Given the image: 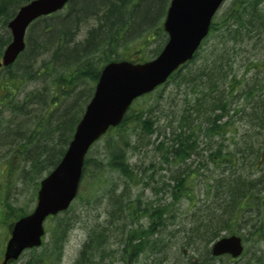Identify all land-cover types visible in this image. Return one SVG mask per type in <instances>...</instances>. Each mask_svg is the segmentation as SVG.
<instances>
[{
  "label": "rangeland",
  "instance_id": "374dc122",
  "mask_svg": "<svg viewBox=\"0 0 264 264\" xmlns=\"http://www.w3.org/2000/svg\"><path fill=\"white\" fill-rule=\"evenodd\" d=\"M75 1L72 0L60 13L42 19L27 32V50L15 63V72L19 67L23 72L24 67H38L52 62L51 69L55 64L59 74L62 73L67 66L81 61L91 32L97 36H110L119 32L117 38L102 47L113 58L124 56L151 59L167 41L168 34L163 27L172 0H159L160 8L156 11L159 13L145 21L142 17L143 10L148 14L149 11L145 8L148 5L151 7L153 0H100L99 5L93 8L86 5L85 0L78 3ZM149 1L150 4H147ZM252 2L253 0H227L218 16L241 3L249 5ZM259 2L260 9L264 10V0ZM74 7L81 17L75 15L69 18L71 27L67 23L66 28L62 18L70 17ZM138 7L141 12L137 11ZM262 14L264 16V11ZM139 22L141 25L137 26ZM59 27L64 31V43L54 39L53 32L59 30ZM5 35H10L11 39L7 30H3V36ZM93 47L88 49L86 55L97 50H91ZM4 50L5 48L3 52ZM104 64L95 63V66L102 69ZM231 64L234 73H238L240 77L245 76L246 85L251 86V82L257 81L262 85L256 95L258 108L239 99L238 108H243L244 111H237L233 106L222 119L223 122L230 119L236 123V127L230 130L225 139L216 137L213 140L215 144L224 143L229 145V150L235 151L236 148L243 147L242 142L246 138L250 143V150L246 156L241 153L237 155V166H216L208 162L207 151L213 142L206 135L205 126L208 120L221 113L217 111L214 116H206V110L195 105L197 98L204 92L200 83L190 86L188 79L172 78L152 94L140 98L134 106L137 112L128 123L119 132L114 131L93 147L77 200L67 212L47 221L49 232L43 246L25 251L13 264H38L36 260L47 253L50 257L46 264H264V200H258L264 197V36H257L253 43L245 42L232 57ZM6 78L7 73L0 71V81H5ZM96 82L90 75H86L75 81L73 94H70L68 88H64L63 94H59L61 90L52 85L50 76H33L17 97L23 101L27 95L33 96L32 106L28 109L34 114L33 119L20 114L9 116L8 111L4 110L2 119L7 124L3 128L9 125V117L16 122L10 124L13 129H17L21 120L29 122L21 130H14L17 137L10 142L2 139V132L0 133V264L4 260L10 238L8 227L25 210L28 213L33 211L40 181L51 170H42L38 176L32 175L29 178V171L32 172L34 166L33 160L30 159L31 163H28L27 153L34 147H15L16 141H23L24 137L21 135L24 130H34L42 116L46 118V126L47 122H51V127H56L59 119H65V115L78 112L81 117L93 96ZM143 113L148 115L143 116V121H150L151 128L140 125L138 117ZM253 113L261 114L262 119H253ZM46 126L40 125L37 128L42 142L46 140L43 137ZM121 132L124 133L119 136ZM182 132L187 133L198 149L186 163L178 166L177 161L170 159L168 151ZM59 137L58 134L47 145L62 150ZM233 141L237 143L234 144ZM238 141L241 143L238 144ZM112 143L116 146L125 145L124 159L128 162L132 181L127 180L118 168L111 166L109 149ZM40 144L42 145L41 141ZM47 156L48 153L45 156L42 154L38 162L44 163ZM261 156L262 159L258 160ZM6 164L8 167L3 176L2 170ZM22 165L23 169H28V174L22 175L21 170L17 171ZM7 170L17 171L16 182L9 187L4 186ZM189 170L195 172L198 178L193 201L184 198L176 202L172 199V193L175 192L177 178L184 172L189 173ZM234 171L237 175L241 174L245 182H261L262 185L259 186V191L247 193L248 186L245 183L244 194L248 200L244 199L241 203L245 208L236 210L232 215L234 202L228 198L227 190L221 185L219 189H211L209 186L213 185L214 178L225 182L229 173ZM208 189H211L210 193ZM156 211L161 213L159 226L148 215V212ZM230 219L236 220L231 223V227L243 239L244 254L240 259H232L230 256L213 259L209 255L213 242L232 234L227 227L221 225L223 221L230 223ZM58 227L61 242L58 250H54V232ZM139 237L144 241L140 248L144 251L140 252L137 248L132 253V243H137L136 239ZM155 239L159 240V247L150 244Z\"/></svg>",
  "mask_w": 264,
  "mask_h": 264
},
{
  "label": "trees",
  "instance_id": "16d2710c",
  "mask_svg": "<svg viewBox=\"0 0 264 264\" xmlns=\"http://www.w3.org/2000/svg\"><path fill=\"white\" fill-rule=\"evenodd\" d=\"M31 0H0V56L3 53V49L6 47V45L10 42V35L5 37L3 36V30H7L8 22L15 16L17 10L20 6L30 2ZM81 0H76L75 2L78 3ZM260 0H255L252 4H244L241 3L237 7H233L232 10L226 11L222 17L221 20L218 22V24H215L214 29L221 27L223 28L222 35L220 36V43L215 46L214 50L212 51V56L205 57L203 54L202 58L200 59L201 64L197 67L196 61H193L191 64L193 66H190L186 72L180 73L179 77L181 79H184L187 81L189 80L190 86L192 84H199L200 87L204 89V92L202 95L197 98V102L195 105L200 106L206 110L204 111V114L206 116H214L217 111H219L221 114L216 115L214 119L208 120L206 126H205V132L206 135L209 137L210 141L213 142L216 137L222 139H225L227 134L230 132V130L234 127H236L235 122H231L230 119H228L226 122H223V118L226 114H229L230 109L235 105V108H237L239 99L245 100V102H253L255 101L256 95L258 94L259 90V84L253 83L252 86L244 85V78L240 77L237 73L233 72V64H231V59L234 56L235 53L238 52V47L242 45L245 42H254L256 36H264V16H263V9H260ZM85 4H89L92 8L95 7L97 4L99 5L100 0H85ZM150 4V1L147 3ZM160 1L159 0H153L151 7L149 5L145 8L148 12L145 13L143 10L142 17L144 18V21L146 19H151L153 16L155 17L157 13L156 11H159L160 8ZM157 5V6H156ZM137 8V11L141 12ZM156 8V9H155ZM76 8L72 10L73 14L70 15V17H63L62 22H64V25L66 28H68L66 25L69 24L68 20L72 16L81 17V14H77ZM136 11V12H137ZM150 13V14H149ZM260 13V14H259ZM141 25V22L137 23V26ZM69 27L70 24H69ZM63 28L59 27V30L53 32L54 39L57 40L59 43H64V31ZM8 32V30H7ZM118 34L110 35V36H104L99 35L97 36L94 34V32L90 33V38L87 42V50L83 51L85 52L81 56V61L76 65H70L67 66L62 73L59 74V71L57 70V67L55 64L53 65L51 69L52 62L50 64L46 65V63H43L42 66L35 67V65H31L30 68L24 67L23 72H21V68L19 67L17 72H15L16 68L14 65L12 67H9L8 69H5V73H7V78L5 81L0 82V133L2 132V139H6L10 142V140H15L17 133H14L16 130H21L23 127H25L28 124V120H21L19 121L20 125L17 126V129H13L10 124H16L14 120H12L11 117H9V125L4 127V124H7L2 119V115L4 114V110L8 111L9 116H17L20 114L22 117H30L32 120L34 117V114H31L30 106L33 103L32 95H27L23 101L19 100L18 94L22 88V85H24L27 81H30L33 76L42 77L44 76H50L51 82L53 86L57 87V90H61L59 94H63L64 88H68L70 94H73V88L75 85V81L78 79L85 78L86 75H90L93 80H97L100 74V68L95 66V63H107L109 61L113 60V57L108 55L102 47L105 45V43H108V41L113 40L118 37ZM4 40V41H3ZM98 40L93 49L96 50L90 55H86L88 53V49L91 48V45ZM107 45V44H106ZM105 45V46H106ZM255 45L253 46V48ZM101 49V50H100ZM90 50V51H91ZM89 51V52H90ZM25 54V53H24ZM200 55V57H201ZM118 57L114 58L117 59ZM199 61V59H198ZM17 64V63H16ZM15 64V65H16ZM69 68V69H67ZM32 75H31V72ZM54 71V72H53ZM30 72V73H28ZM86 73V74H85ZM68 84V86H67ZM55 87V88H56ZM236 93V95H235ZM58 95V94H57ZM56 95V97H57ZM238 95V96H237ZM62 96V95H61ZM258 108V107H256ZM237 111L243 112L244 109L237 108ZM32 115V116H31ZM253 119L261 120L262 117L261 114H254ZM79 113L76 112L74 115H65V119L61 120L59 119L58 125L56 127H51V122H47L46 126V118L42 116L38 121V124L35 126L34 130H27L25 129L21 137H24L23 141L19 143V140H17V145L15 147L24 149L27 148V146H33L34 148H30V151L27 156L28 163L31 160H33V170L30 172L29 178L32 175L38 176L39 172L42 170H46L47 172L50 169H53L56 167V165L59 163L60 159L62 158L65 149L67 147V144L69 143L70 139L72 138L75 126L79 120ZM148 116V115H147ZM19 118V117H18ZM130 120L129 115L126 116L124 124L126 125L128 121ZM13 121V122H12ZM139 121L141 122L142 126L144 128H151V122L150 121H142L140 118ZM46 126V133L43 132V137H46V142H42L41 133L39 134L40 130H37L38 126ZM262 127H264V120L262 122ZM20 127V128H19ZM19 128V129H18ZM183 126L181 129L183 130ZM15 130V131H14ZM120 131V130H119ZM121 132L119 136H122ZM15 134V137H13ZM59 134V142L63 145L62 150H58V148L52 145H47V142L54 140V138ZM113 134V133H112ZM186 132H182L181 135L178 136V139L174 141L169 147L168 156L170 159H174L177 161L178 166L183 165V163H186L188 158H190L194 153L196 149H198L197 144L193 141H191L190 137L186 135ZM20 137V138H21ZM40 141L42 145L40 144ZM243 147L236 148L235 151L229 150L228 146L224 143L216 144L213 142L211 145V148L208 149V162L213 165H230V166H236L238 165V159L237 155L241 153L243 156H246L248 151L250 150V143L244 138ZM38 143V145H37ZM234 144L237 142L233 141ZM241 143V141H238V144ZM237 144V146H238ZM241 144V145H242ZM37 145V146H36ZM114 147V149H113ZM116 150L120 152H115ZM211 150V151H210ZM125 152V145H114L112 143L110 145L109 154H110V164L112 167L118 168V170H121L125 178L127 180L132 181L128 168V162L124 159V153ZM48 153L47 159L44 163L38 162L42 158V154L45 156ZM21 154L23 155V150L21 151ZM261 157H258V160H261ZM172 162H175V161ZM44 164V165H43ZM24 165V164H23ZM18 168L17 171L21 170L22 175L28 174V169L24 167ZM87 165V164H86ZM91 166V165H90ZM8 167V164L5 165V168L2 170L3 176L6 173V169ZM15 170H7V181L4 184V186H13L16 182V173ZM195 173V172H194ZM193 172L189 170L187 172H184L183 175L179 176L177 178V184L174 187L175 192L172 193V199H174L176 202H180L181 199H187L190 202L193 201V195L195 192L196 187V181L198 178ZM28 178V179H29ZM213 185L209 186L211 189H219V186L224 188L226 192H228V198L230 197L231 202H234V205H232L233 213L236 210H243L245 208V205L241 204L242 201L245 199L248 200V197L244 194L246 191L245 183L248 187L252 181L245 182L242 179V175H237L236 171L229 173L228 177L225 178V182H222L219 178L212 179ZM1 185V182H0ZM211 189H208V193L211 192ZM257 197V196H256ZM233 198V199H231ZM258 198V197H257ZM3 199V197H2ZM1 199V200H2ZM258 200L263 201V198H258ZM231 206V205H230ZM22 210H25L22 209ZM16 218L17 220L28 214V212L25 210V212L21 213ZM227 214V213H224ZM151 220L153 222L159 223L161 213L158 211L149 213ZM158 215V216H157ZM160 215V216H159ZM176 214L174 213V216ZM235 219H230V223L223 221L221 222V225L223 227H227L226 229H229L232 234H236V232L232 229L231 223H235ZM155 223V224H156ZM160 224V223H159ZM11 226H9V230L11 229ZM153 229V227H151ZM59 227L56 228V232L54 235V250H58L61 242V236L58 234L57 231H59ZM141 235L140 237H143ZM137 238V243H132V253L139 248V251L142 252L144 249H140L143 245L144 241L142 238ZM150 244L153 247H159V242H150ZM89 251V250H88ZM211 253L209 252V255ZM211 256V255H210ZM50 257L48 256V253L44 256H41L36 260V263L38 264H46L47 259ZM212 257V256H211ZM213 258V257H212ZM214 259V258H213Z\"/></svg>",
  "mask_w": 264,
  "mask_h": 264
},
{
  "label": "water",
  "instance_id": "95a60500",
  "mask_svg": "<svg viewBox=\"0 0 264 264\" xmlns=\"http://www.w3.org/2000/svg\"><path fill=\"white\" fill-rule=\"evenodd\" d=\"M68 1L34 0L20 9L9 24L13 42L5 51V66L14 63L24 51L29 25L39 17L62 9ZM223 1L173 0L166 21V30L171 39L159 57L144 65L122 62L106 67L95 97L88 106L67 153L54 172L42 182L37 208L15 224L3 264L17 260L25 249L42 244L45 219L66 210L78 193L84 157L90 146L111 126L121 123L135 98L166 82L180 64L193 58L201 40L208 35L211 19ZM243 249L241 239L231 236L217 242L213 254L220 256L227 253L239 257L243 254Z\"/></svg>",
  "mask_w": 264,
  "mask_h": 264
},
{
  "label": "bare ground",
  "instance_id": "6f19581e",
  "mask_svg": "<svg viewBox=\"0 0 264 264\" xmlns=\"http://www.w3.org/2000/svg\"><path fill=\"white\" fill-rule=\"evenodd\" d=\"M98 40H96L92 45L91 47H93L95 45V43L97 42ZM232 110V109H230ZM262 185L261 182H254V183H251L247 189V193H251V192H257L259 191L261 188H259V186ZM158 216V215H157ZM160 216V215H159ZM160 220H161V217H160ZM151 242H159L158 239H155L154 241H151Z\"/></svg>",
  "mask_w": 264,
  "mask_h": 264
}]
</instances>
